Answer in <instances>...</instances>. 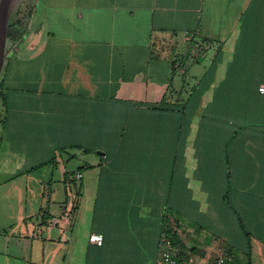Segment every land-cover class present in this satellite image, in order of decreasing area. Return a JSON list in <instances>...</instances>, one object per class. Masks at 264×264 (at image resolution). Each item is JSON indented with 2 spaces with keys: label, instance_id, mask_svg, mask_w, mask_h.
<instances>
[{
  "label": "crops",
  "instance_id": "0c3cea01",
  "mask_svg": "<svg viewBox=\"0 0 264 264\" xmlns=\"http://www.w3.org/2000/svg\"><path fill=\"white\" fill-rule=\"evenodd\" d=\"M23 6L34 41L7 55L0 78V264H167L163 217H181L168 203L207 200L191 161L201 122L263 109L264 0ZM11 121L14 132L3 135ZM75 145L99 158L85 161L89 177L80 171L75 189L59 166L63 193L52 194L51 172L37 175L51 164L39 159L51 156L55 169L63 154L77 157ZM72 201L71 223L51 225ZM76 220L90 226L89 237L103 235V245L74 235ZM178 234L197 248V264L225 248L205 232Z\"/></svg>",
  "mask_w": 264,
  "mask_h": 264
},
{
  "label": "trees",
  "instance_id": "16d2710c",
  "mask_svg": "<svg viewBox=\"0 0 264 264\" xmlns=\"http://www.w3.org/2000/svg\"><path fill=\"white\" fill-rule=\"evenodd\" d=\"M27 11L25 7L16 10L9 22L7 40L18 42V46L28 32L30 12ZM5 100L8 101L7 95L3 96L7 104ZM262 108L256 110L254 105H249L241 116L238 108H234L230 121L201 122L194 154L198 167L195 175H199L207 200L169 202L167 211L172 213L175 207L181 217H163L164 237L178 249L180 264L185 259L189 261L190 254L198 253L197 248H188L178 234V230L188 233L191 229L198 234L208 233L224 243L226 251L234 258L230 264H264V106ZM217 110L222 111V107L217 106ZM188 127L189 122H185V142Z\"/></svg>",
  "mask_w": 264,
  "mask_h": 264
},
{
  "label": "rangeland",
  "instance_id": "374dc122",
  "mask_svg": "<svg viewBox=\"0 0 264 264\" xmlns=\"http://www.w3.org/2000/svg\"><path fill=\"white\" fill-rule=\"evenodd\" d=\"M25 2H26V0H21V2L19 3L18 7L16 8V10H20L21 11V9H23L25 7V6H23V3H25ZM13 15H14V13H13ZM28 36H29V34L27 32L24 35L23 41H22V43L20 45H24L23 48L26 49V50H28V51H30V47H31L32 42L34 41V38H33V36H31L30 38ZM17 46H18V42H13L12 40H9V41L7 40V50H8L9 57H13V55H14L16 49H17ZM7 62H8V60H7ZM5 67H7V64H6ZM1 79L3 80V75H2V78ZM1 83H2V81H1ZM10 114L11 113L7 114L8 115V119H10ZM11 125H15V122L12 123V121H11L9 127H8V124L5 127H3V129H4L3 135H6V133H9V131L14 132L15 129H11ZM65 140H66L67 143L70 142L72 144L75 143L74 141H78L76 139H65ZM9 145H10V142L8 143L7 140H6V138H3V149H5ZM69 148L71 149V152L70 153L71 154H77V157H73L72 159L68 160V156H65L63 154L61 156V158L58 157V163H57V166L55 167V169H52L54 167V160L55 159H53V160L50 159L51 156H49V155H42L40 157V159H39L40 161H44V162L48 161L51 164V165L49 164L50 165L49 167H52V168H48V169H45V170L44 169L43 170L41 169V170H39V172L37 173V175L40 176V175H42L44 173H47L48 171L51 172L49 174V177H50L49 179H50V181H53L54 182L53 183L54 186H53V193L52 194H54V192H56L57 188H59L61 190V193H63V185H61L60 184V180H58L59 179L58 177H59V175H60V173L62 171L61 170L62 167H59V166L65 165V167H66V171L65 172H69L70 173V176H71L70 184H72V187L75 189V186L76 185H79L80 184V181L79 180L75 181L74 179H75L76 175L79 174L80 171L84 173V178L85 179H87L89 177V174H87L86 171L82 169V166L85 164V161L86 160H89L90 157H94V158L98 157L99 158V156L97 154H88L87 156L89 158L87 159L85 155L80 154V153H82L81 150H80V147H78L76 145L74 147H69ZM91 155H93V156H91ZM62 158L64 159L65 162H63V159ZM191 161H193L195 163L194 165L196 166L197 161L195 159H193ZM52 171H53V175L54 176H51ZM48 203H49L48 200H46L45 201V205H47ZM51 204H53V200L51 201ZM86 211H89L90 212V207L89 206L87 207V210ZM74 226H73V233H74V235H76L77 232H79L80 233V238L82 239V241H84L87 237H89V231H90V226L89 225H86L85 224V225L81 226L80 229H79V224H78V221L76 220ZM218 254H219L218 251L215 252L213 259H216V257L218 256Z\"/></svg>",
  "mask_w": 264,
  "mask_h": 264
},
{
  "label": "built area",
  "instance_id": "2783aa9c",
  "mask_svg": "<svg viewBox=\"0 0 264 264\" xmlns=\"http://www.w3.org/2000/svg\"><path fill=\"white\" fill-rule=\"evenodd\" d=\"M260 92L264 94V85L260 87ZM82 175L77 174L74 180H80ZM70 207H67L62 217L56 218L51 220V225H60V224H66L69 225L72 220V215L75 207V202L72 201ZM89 240L91 243H94L98 246L103 245V235L101 234H92L89 237ZM218 256L216 257L215 264H230L233 262L234 258L232 255H230L225 248H219L218 249ZM178 255V249L176 247H173L169 240L164 239L161 251H160V259L167 263V264H180V261L177 257ZM187 264H197L196 260L194 258H190Z\"/></svg>",
  "mask_w": 264,
  "mask_h": 264
},
{
  "label": "water",
  "instance_id": "95a60500",
  "mask_svg": "<svg viewBox=\"0 0 264 264\" xmlns=\"http://www.w3.org/2000/svg\"><path fill=\"white\" fill-rule=\"evenodd\" d=\"M21 0H0V78L7 60V31L10 19Z\"/></svg>",
  "mask_w": 264,
  "mask_h": 264
}]
</instances>
